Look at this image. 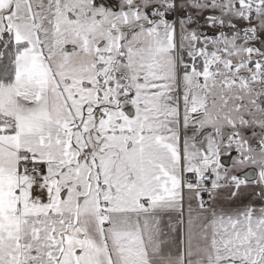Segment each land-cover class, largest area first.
<instances>
[{"label": "snow or ice", "instance_id": "snow-or-ice-1", "mask_svg": "<svg viewBox=\"0 0 264 264\" xmlns=\"http://www.w3.org/2000/svg\"><path fill=\"white\" fill-rule=\"evenodd\" d=\"M0 264H264V0H0Z\"/></svg>", "mask_w": 264, "mask_h": 264}]
</instances>
